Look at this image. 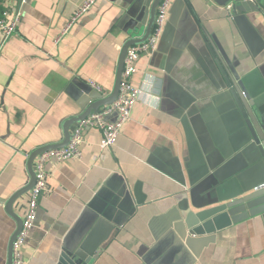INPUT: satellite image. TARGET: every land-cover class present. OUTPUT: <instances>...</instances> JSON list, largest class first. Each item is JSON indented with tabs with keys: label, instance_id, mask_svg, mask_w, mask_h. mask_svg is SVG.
Instances as JSON below:
<instances>
[{
	"label": "crops",
	"instance_id": "0c3cea01",
	"mask_svg": "<svg viewBox=\"0 0 264 264\" xmlns=\"http://www.w3.org/2000/svg\"><path fill=\"white\" fill-rule=\"evenodd\" d=\"M83 1L11 0L19 24L6 39L0 32V264L16 229L5 205L27 185L30 155L61 143L63 123L82 111L71 82L109 95L131 36L123 18L134 0H98L56 41ZM235 3L172 2L156 51L137 62L140 99L116 144L101 149L90 128L81 159L47 165L24 264H57L99 218L113 229L89 264H264V213L228 224L222 208L264 183L263 158L240 125L245 110L207 41L219 44L264 123V0L249 12ZM28 192L12 205L21 219ZM177 223L196 235L181 240Z\"/></svg>",
	"mask_w": 264,
	"mask_h": 264
},
{
	"label": "water",
	"instance_id": "95a60500",
	"mask_svg": "<svg viewBox=\"0 0 264 264\" xmlns=\"http://www.w3.org/2000/svg\"><path fill=\"white\" fill-rule=\"evenodd\" d=\"M161 0H134L131 5L127 8L123 19L129 20L130 39L122 47L116 69L115 84L112 92L103 96L100 92L94 91L91 86L83 81H76L73 79L69 86V91H75L77 87L82 92V99L80 101L81 113L77 116L67 119L62 126L63 129V140L61 143L46 145L39 149H36L29 157L27 161V171L29 181L27 185L17 191L8 201L6 202L7 212L16 221V229L12 234L9 246L6 264L13 263V244L15 239L18 237L22 219L15 215L12 211L13 203L30 191L35 182V174L33 170V162L35 158L48 150L60 149L65 147L70 140V129L73 125L85 119L91 113H95L105 106L111 105L119 93V87L121 83V74L123 70V63L126 56L127 49L132 45L144 43L150 36L151 29L154 23V17L156 8ZM218 5H223L230 0H213ZM238 3L234 4L235 12H249L256 10L257 7L254 0H237ZM207 41L211 45L213 51L218 57L224 71L229 77V81L232 84L233 89L238 95L241 105L245 110V118L241 121L240 125L243 128L244 134L247 136L250 146H255L260 156L263 158L264 164V123L262 119H257L251 106L252 100L243 88V85L238 81L237 76L234 74L231 66L228 64L225 53L219 46V44L207 37ZM234 77V78H233ZM223 215L228 221V224L241 222L248 217L256 216L264 213V183L258 186L242 188L240 192L236 193L232 198L224 202ZM177 233L181 240H187L188 236H195V231H187L182 223L175 225ZM113 227L103 218H99L93 227L87 232V234L73 247L64 248L61 252L60 259L57 264H89L92 257L104 243L110 235Z\"/></svg>",
	"mask_w": 264,
	"mask_h": 264
},
{
	"label": "built area",
	"instance_id": "2783aa9c",
	"mask_svg": "<svg viewBox=\"0 0 264 264\" xmlns=\"http://www.w3.org/2000/svg\"><path fill=\"white\" fill-rule=\"evenodd\" d=\"M97 1L84 0L81 2L69 16L56 41H59V39L69 33L72 27L85 14L91 11ZM173 1H160L156 8L149 38L144 43L132 45L127 49L119 93L115 101L111 105L105 106L95 113H91L85 119L76 123L70 131V140L65 147L45 151L35 158L33 162L35 182L32 189L28 192L21 230L13 244L12 264H24L23 249L27 244L35 223L39 198L47 189V165L51 162L76 161L81 159L83 135L90 128H96L99 131L100 139L98 145L101 149L111 148L116 144L117 138L128 121L135 103L140 99V88L135 86L131 80L138 72L137 62L142 55L150 56L156 51ZM0 6L3 7L0 12V32L6 39L15 32L21 18V13L17 9L12 11L11 0H0ZM232 8L230 4L226 7V10L230 11ZM96 88L102 93L98 87ZM25 158H28V155H25Z\"/></svg>",
	"mask_w": 264,
	"mask_h": 264
}]
</instances>
